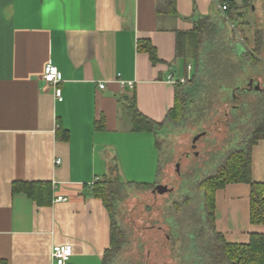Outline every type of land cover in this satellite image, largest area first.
<instances>
[{
	"label": "crops",
	"instance_id": "obj_1",
	"mask_svg": "<svg viewBox=\"0 0 264 264\" xmlns=\"http://www.w3.org/2000/svg\"><path fill=\"white\" fill-rule=\"evenodd\" d=\"M232 1L246 22V0ZM226 3L0 0V261L55 264L53 247L70 245L68 264H104L112 218L96 195L98 182L121 176L126 184L155 185L144 179L147 165L149 175L160 176L157 140L164 127L136 131L128 109L134 101L147 118L165 121L176 83L194 70L191 59L179 56V33L193 32L204 17H225L219 4ZM142 42L154 47L156 60ZM48 64L61 72V100L43 80ZM251 157L252 179L263 182L264 139ZM131 165L141 166L140 181L127 179ZM23 182L38 183L39 196L14 191ZM250 207L246 182L216 192V229L228 242L264 233Z\"/></svg>",
	"mask_w": 264,
	"mask_h": 264
},
{
	"label": "rangeland",
	"instance_id": "obj_2",
	"mask_svg": "<svg viewBox=\"0 0 264 264\" xmlns=\"http://www.w3.org/2000/svg\"><path fill=\"white\" fill-rule=\"evenodd\" d=\"M246 7L244 32H240L235 22L227 26L239 40H245L247 49L253 53L258 32L264 40V0H248ZM253 55L257 62L243 59L246 70L238 74L243 80L241 90L225 91L219 96L211 94V98L216 97L212 104L206 90L193 87L191 78L183 83L181 112L174 121L162 125L164 128L159 132L160 176L149 175V165L143 168L147 172L144 179L156 183L154 186L129 184L115 197L105 192V186L99 188L108 197L107 204L120 228L117 237L120 250L108 258V264H185L182 255L190 241L187 237L190 231H196L195 242L201 247L199 254L208 242H212L215 251L218 249V237L203 220L200 207L204 189L199 184L215 175L223 156L244 145L259 126L256 113L247 115L243 108L249 103L259 104L261 95L257 92L264 90V50ZM258 84L261 90L256 89ZM201 133L204 135L194 148V138ZM127 172L133 175L127 179L141 180V166H128ZM116 178L127 182L125 177ZM157 184L165 185L169 191L154 192ZM203 253L208 257L199 264H212L210 255L215 252Z\"/></svg>",
	"mask_w": 264,
	"mask_h": 264
},
{
	"label": "trees",
	"instance_id": "obj_3",
	"mask_svg": "<svg viewBox=\"0 0 264 264\" xmlns=\"http://www.w3.org/2000/svg\"><path fill=\"white\" fill-rule=\"evenodd\" d=\"M246 0V5H247ZM228 9L227 15L232 22L237 23L240 32L246 22L242 20V13L238 11L239 7L236 2L227 0ZM228 22L223 16L204 17L196 24L193 32L185 34L179 33L178 48L179 56L184 61L191 59L194 62V70L190 81L194 83L193 87H202L205 89L206 94L214 102L216 97L211 98V94H218V96L225 91L241 90L242 78L238 75L239 72L246 70L245 62L247 60H254L255 54H260L264 50V40L261 33H257L256 49L253 53L250 52L246 45L239 40L238 35L234 30H230L227 26ZM187 37V38H186ZM186 38L187 45H184L181 40ZM190 38V41H189ZM246 38V37H245ZM190 42V45H189ZM245 46H244V45ZM141 48L147 50L152 59L156 60V51L149 43H141ZM183 83H176V103L175 106L169 111L167 118L163 123L155 122L143 114H141L135 102L133 101L132 107L128 109L130 116L134 123L136 131H152L157 132L158 129L166 122L174 121L178 114L181 112L180 106L182 105ZM257 94L261 95V102L259 104H246L243 107L246 114L254 112L255 119L258 127L250 140L245 141L244 145H240L238 149H231L226 155L223 156L221 163L217 164V173L201 180L200 186L204 189L201 211L204 214L203 220L207 228L212 229L218 237V249L216 251L212 248V242H208L206 246L202 247V254L198 251L201 250L199 242L196 240V231H190L187 235L189 242L184 248L182 255L185 264H195L204 262L207 257L203 251L210 253L215 252L210 257L212 264H264V233H253L246 243H233L228 242L224 235L216 230L215 214H216V192L219 189L226 187L228 184L237 182H246L251 186V207L250 217L254 224H264V181L257 182L252 179V147L257 144L261 139H264V90L258 91ZM235 111V110H234ZM250 114V113H249ZM159 145V139L157 140ZM38 183H15L14 191H24L32 197H37L38 192L36 186ZM127 185L124 182H119L117 178H106L98 182L96 187V195L101 197L111 211V206L107 204L105 194H101L99 188L105 186V192L109 196L115 197L120 194ZM132 185V184H130ZM149 188L154 184H133ZM109 201V200H108ZM112 230H111V245L106 250L104 257V264H108V258L120 250V242H117L118 233L120 228L117 226L113 219L111 211ZM201 259V260H200ZM201 261V262H200ZM0 264H4L0 261Z\"/></svg>",
	"mask_w": 264,
	"mask_h": 264
},
{
	"label": "built area",
	"instance_id": "obj_4",
	"mask_svg": "<svg viewBox=\"0 0 264 264\" xmlns=\"http://www.w3.org/2000/svg\"><path fill=\"white\" fill-rule=\"evenodd\" d=\"M228 6L229 5L227 3L219 4V9L224 13L227 22L233 25V22L230 20V18L227 15ZM43 80L47 84L53 85L55 87L56 98L61 100L63 97L62 89L57 86L58 83L61 81V72L59 71L58 67L53 64H48L43 74ZM187 80L188 79L186 77H182L178 81L181 83H185ZM169 81L176 82L172 76H170ZM121 84L123 86H126V85L131 86V87L133 86L132 82L126 83L125 81H121ZM100 87L104 88L105 84H101ZM60 162H61L60 159L56 161L57 164H59ZM56 200L64 201L66 200V198L63 196H58ZM72 254H73V251L70 245H55L52 250V257L55 261V264H68V260L70 259Z\"/></svg>",
	"mask_w": 264,
	"mask_h": 264
},
{
	"label": "water",
	"instance_id": "obj_5",
	"mask_svg": "<svg viewBox=\"0 0 264 264\" xmlns=\"http://www.w3.org/2000/svg\"><path fill=\"white\" fill-rule=\"evenodd\" d=\"M256 89L257 90H261L262 88H261V86L258 84L257 86H256ZM204 135V133H201V134H198L195 138H194V141H193V143H194V148L196 147V142L202 137ZM178 168H179V164H178ZM154 192H158V193H160V194H165V193H167L168 191H169V188L168 187H166L165 185H163V184H157L156 186H155V188H154V190H153Z\"/></svg>",
	"mask_w": 264,
	"mask_h": 264
}]
</instances>
